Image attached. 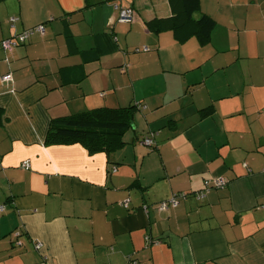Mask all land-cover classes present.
Returning a JSON list of instances; mask_svg holds the SVG:
<instances>
[{
	"label": "crops",
	"instance_id": "0c3cea01",
	"mask_svg": "<svg viewBox=\"0 0 264 264\" xmlns=\"http://www.w3.org/2000/svg\"><path fill=\"white\" fill-rule=\"evenodd\" d=\"M200 8L208 43L148 30L170 0L0 1V42L46 25L0 49V264H264V0ZM131 104L112 153L46 143L57 119Z\"/></svg>",
	"mask_w": 264,
	"mask_h": 264
},
{
	"label": "trees",
	"instance_id": "16d2710c",
	"mask_svg": "<svg viewBox=\"0 0 264 264\" xmlns=\"http://www.w3.org/2000/svg\"><path fill=\"white\" fill-rule=\"evenodd\" d=\"M200 3L201 0H170L172 15L168 18H155L146 23V26L148 30L157 33L165 30L172 31L175 39L180 43H184L194 36L199 38L202 43H208L215 21L206 14H202L199 18L195 17L196 14L200 13ZM123 9L133 8L123 7ZM25 30L2 40L0 49L11 52L29 42V39L22 43L19 42V34ZM9 39H12L15 44L13 46L11 44V48H6L4 43ZM138 107V105L131 104L115 109L100 108L57 119L51 125L46 143L51 145L79 142L91 154L97 152L112 153L124 145V135L132 128L134 129L135 111ZM151 134L148 138L152 137L154 144L150 147H155L156 136ZM0 212H4V210H0ZM20 235L16 236L19 237Z\"/></svg>",
	"mask_w": 264,
	"mask_h": 264
},
{
	"label": "built area",
	"instance_id": "2783aa9c",
	"mask_svg": "<svg viewBox=\"0 0 264 264\" xmlns=\"http://www.w3.org/2000/svg\"><path fill=\"white\" fill-rule=\"evenodd\" d=\"M134 10L133 9H122L121 12H120V15H119V20L121 22H131L134 18ZM36 34H39V35H45L46 34V26L44 24H41V25H38L34 28H31V29H28V30H25L23 33L19 34V42L22 43V42H25L27 41L28 39H30L31 37H33L34 35ZM5 47L6 48H11L13 46V40L12 39H9V40H6L5 41ZM12 44V46H11ZM145 51H148L149 49L147 47L144 48ZM3 80L4 81H7V82H10L12 81V74H6L3 76ZM142 144L150 147L154 144V139L152 137L150 138H147L145 140L142 141ZM24 167L26 168H30V164L29 162H24L23 164ZM228 184V181L225 180L224 178H214V179H207L204 183L205 185V190L207 192H209V190L211 188H216V189H223L227 186ZM189 196L188 193H180V194H174L170 199L166 200V201H163L161 203H159L158 205V209L160 211H167L169 210L170 208H177L180 204V202L182 200H185L187 199ZM203 195H198V198H202ZM123 206L125 208H128L129 207V203L126 202L123 204ZM0 210H4V207L3 206H0ZM16 235H20V234H16ZM39 248V247H38Z\"/></svg>",
	"mask_w": 264,
	"mask_h": 264
},
{
	"label": "rangeland",
	"instance_id": "374dc122",
	"mask_svg": "<svg viewBox=\"0 0 264 264\" xmlns=\"http://www.w3.org/2000/svg\"><path fill=\"white\" fill-rule=\"evenodd\" d=\"M151 133H152V134H151L152 136H156V133H157V132H151Z\"/></svg>",
	"mask_w": 264,
	"mask_h": 264
}]
</instances>
